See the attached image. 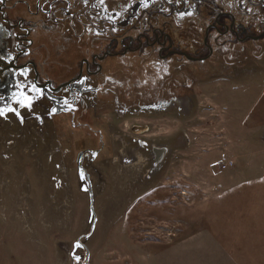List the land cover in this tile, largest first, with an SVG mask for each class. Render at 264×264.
<instances>
[{
	"label": "rangeland",
	"instance_id": "1",
	"mask_svg": "<svg viewBox=\"0 0 264 264\" xmlns=\"http://www.w3.org/2000/svg\"><path fill=\"white\" fill-rule=\"evenodd\" d=\"M261 56L206 68L181 109L97 119L106 140L94 171L74 157L96 143L70 126L0 116V264H264V250H220L216 237L251 230L248 202L264 188V175L228 185L242 161L264 169ZM151 146L167 157L155 167Z\"/></svg>",
	"mask_w": 264,
	"mask_h": 264
},
{
	"label": "flooded vegetation",
	"instance_id": "2",
	"mask_svg": "<svg viewBox=\"0 0 264 264\" xmlns=\"http://www.w3.org/2000/svg\"><path fill=\"white\" fill-rule=\"evenodd\" d=\"M263 53L264 0H0V110L95 142L74 157L78 171H94L106 140L97 119L181 109L206 68ZM126 137L116 141L146 149ZM148 152L152 167L167 159L160 147Z\"/></svg>",
	"mask_w": 264,
	"mask_h": 264
},
{
	"label": "crops",
	"instance_id": "3",
	"mask_svg": "<svg viewBox=\"0 0 264 264\" xmlns=\"http://www.w3.org/2000/svg\"><path fill=\"white\" fill-rule=\"evenodd\" d=\"M262 144L264 147V141H262ZM259 154L261 155L262 153H259ZM246 165H247L246 161H244V162L242 161V168H239L238 170L236 169L234 171V173L231 175L232 180H231V182L228 183L229 188L233 189L237 185L246 186V184L248 185V183H249V182L246 183L248 178L251 179V178L255 177L256 179H258L260 176L264 175V169L263 170H257V173H255V170H253V169H255V166H246ZM219 177H221V176H219ZM250 183H251V185L253 184L252 182H250ZM221 190H223V189L221 188ZM256 192H258V191H256ZM259 194H260V198H261V199H258L259 202L256 204H250V202H248V205H255L256 208L262 207V210H261V213H262L263 207H264V188L263 187L259 189ZM256 208L252 207L249 210H247L249 219H248V222L246 220V227L245 228L248 227L249 229L251 228V230L247 229L245 231L243 230V232H239V231H236V229H235L226 235H224V233L217 234L216 237L219 236V238L221 239V242H218L219 245H221L220 250H222V249L223 250H241V247L238 246V244L242 245L243 243H244V250H264V220H261V217H264V213H262V215L256 214L258 212V210ZM255 215L261 216L260 220L256 221V225L251 224V226H250L249 222H251L250 220H252L253 216H255ZM239 228L243 229V227H239ZM254 228L256 230H253ZM221 234H223V235H221ZM235 240H237V242ZM232 246H234V247H232Z\"/></svg>",
	"mask_w": 264,
	"mask_h": 264
},
{
	"label": "snow or ice",
	"instance_id": "4",
	"mask_svg": "<svg viewBox=\"0 0 264 264\" xmlns=\"http://www.w3.org/2000/svg\"><path fill=\"white\" fill-rule=\"evenodd\" d=\"M25 100H28L27 97H25ZM20 104H21V107H24V106H30L31 104V101L28 100V104L25 105L23 101H18ZM10 111H14L13 109H9ZM4 115V111L3 110H0V116ZM17 115H19V113H17ZM77 259H79V257H77Z\"/></svg>",
	"mask_w": 264,
	"mask_h": 264
}]
</instances>
